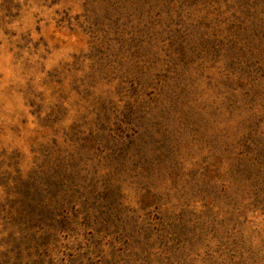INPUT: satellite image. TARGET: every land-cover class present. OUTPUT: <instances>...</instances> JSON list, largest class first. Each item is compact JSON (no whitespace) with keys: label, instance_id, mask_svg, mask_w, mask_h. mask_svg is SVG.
<instances>
[{"label":"rangeland","instance_id":"rangeland-1","mask_svg":"<svg viewBox=\"0 0 264 264\" xmlns=\"http://www.w3.org/2000/svg\"><path fill=\"white\" fill-rule=\"evenodd\" d=\"M0 264H264V0H0Z\"/></svg>","mask_w":264,"mask_h":264}]
</instances>
